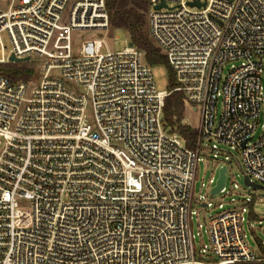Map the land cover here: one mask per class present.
<instances>
[{
    "label": "built area",
    "instance_id": "1",
    "mask_svg": "<svg viewBox=\"0 0 264 264\" xmlns=\"http://www.w3.org/2000/svg\"><path fill=\"white\" fill-rule=\"evenodd\" d=\"M146 20L174 75L166 91L132 44L72 55V32L108 33L105 0H0V64L41 66L35 82L0 74V264L264 263L243 231L252 197L208 218V248L191 231L201 153L225 167L217 194L232 159L264 188V0H148ZM172 92L199 115L192 148L162 123Z\"/></svg>",
    "mask_w": 264,
    "mask_h": 264
},
{
    "label": "rangeland",
    "instance_id": "2",
    "mask_svg": "<svg viewBox=\"0 0 264 264\" xmlns=\"http://www.w3.org/2000/svg\"><path fill=\"white\" fill-rule=\"evenodd\" d=\"M88 40H101V53L122 51L125 47L129 46L130 42L128 35L123 30H111L109 29L106 34H97L94 31L80 30L71 33V53L76 56V51L80 48V45ZM240 61H234L222 66V80L225 79L232 66H238ZM17 65L23 64L30 67L33 71L32 75L28 80L35 82L38 80L39 69L41 70L40 64L36 62H23L15 63ZM2 65V64H0ZM152 75L157 91L168 90V73L163 66L152 67ZM27 80V81H28ZM262 85H264V75L261 77ZM221 99L218 98L215 103L214 120H218L221 115ZM182 123L191 129H197L199 126V115L189 108L184 109ZM258 124L255 132V137L260 134ZM206 140L202 141L203 146H209L210 143ZM216 143V142H214ZM219 148L228 152L227 156L230 158H238V152L232 151L228 146L216 143ZM231 155H230V154ZM232 156V157H231ZM200 160L197 162L196 177L193 181V207L198 212V215H194L191 219V231L193 236V246L195 250L201 249L203 246L209 247V236L207 233V220L210 216H214L222 211H226L234 206H238V201L243 200L245 197H252L253 199V211L255 213V219L245 220L243 222V231L247 237V243L250 248L255 249L257 244L260 242L264 243V188L254 191L251 188H247L243 184L242 172L235 164V160L232 159L231 167L227 172V178L225 183L226 194L211 195V187L209 180L213 179L216 181L218 177V170L221 163L213 159L211 153L203 152L200 155ZM234 185H237L234 188ZM233 199L234 203H231ZM258 199H261L260 201ZM207 201L213 206L200 210L199 201ZM221 204L222 208H218ZM200 226V227H198ZM243 264V263H237ZM252 264H264V263H252Z\"/></svg>",
    "mask_w": 264,
    "mask_h": 264
},
{
    "label": "trees",
    "instance_id": "3",
    "mask_svg": "<svg viewBox=\"0 0 264 264\" xmlns=\"http://www.w3.org/2000/svg\"><path fill=\"white\" fill-rule=\"evenodd\" d=\"M105 7L111 30H123L130 44L144 53V61L151 68L163 66L168 73V89L174 88V75L160 50L154 45L148 34V0H105ZM33 71L23 64L5 63L0 65V74L10 80L27 81ZM184 113L183 94L170 93L164 101L162 123L170 132H175L186 146L192 148L197 137L195 130L182 123ZM251 219L255 216L251 214Z\"/></svg>",
    "mask_w": 264,
    "mask_h": 264
},
{
    "label": "water",
    "instance_id": "4",
    "mask_svg": "<svg viewBox=\"0 0 264 264\" xmlns=\"http://www.w3.org/2000/svg\"><path fill=\"white\" fill-rule=\"evenodd\" d=\"M229 1H231V0H229ZM163 6H164V3H161L160 5H158L156 7V9H159V8H161ZM28 60H29L28 58L17 59L14 56H10L9 59H8V61L11 62V63H23V62H27ZM224 172H225V167H222V168L219 169V171H218V177H217V180H216V183H215V187L212 188V190H211V194L212 195L217 194L222 189V187L224 185V181H225V174H224ZM244 184L245 185H248V186H251L254 189H260L261 188L258 185H254V184L248 183V181H247L246 178L244 179Z\"/></svg>",
    "mask_w": 264,
    "mask_h": 264
}]
</instances>
